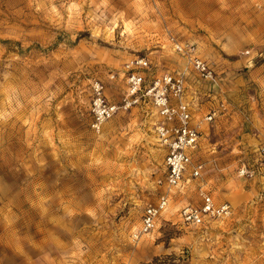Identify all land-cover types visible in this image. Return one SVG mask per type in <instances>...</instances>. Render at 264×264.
<instances>
[{
    "label": "rangeland",
    "instance_id": "374dc122",
    "mask_svg": "<svg viewBox=\"0 0 264 264\" xmlns=\"http://www.w3.org/2000/svg\"><path fill=\"white\" fill-rule=\"evenodd\" d=\"M135 57L150 62L147 83L184 75L200 130L191 157L203 164L138 239L144 207L168 189L156 110L127 96L124 65ZM96 83L117 107L100 122ZM260 145L264 0H0V264H264L262 182L237 174ZM201 189L230 215L184 224L179 211L199 205Z\"/></svg>",
    "mask_w": 264,
    "mask_h": 264
},
{
    "label": "built area",
    "instance_id": "2783aa9c",
    "mask_svg": "<svg viewBox=\"0 0 264 264\" xmlns=\"http://www.w3.org/2000/svg\"><path fill=\"white\" fill-rule=\"evenodd\" d=\"M173 48L182 54L192 68L204 79L215 80L210 66L196 54L195 49L188 44L173 43ZM248 50L245 54H248ZM150 62L145 57H135L124 65V75L127 86V96L137 102L141 97L151 100L158 115L154 132L160 145L166 150L164 157V181L168 189L161 193L155 202L148 203L141 214L140 227L132 237L138 239L142 235L153 232L158 226L160 216L169 203L171 188H183L185 173L189 169L192 178H198L203 170V164L193 161L192 151L198 146L200 130L193 120V111L185 95V77L182 73L163 72L147 83L145 71H149ZM94 111L97 120L109 118L116 106L107 103L101 96V86H94ZM130 104V103H129ZM126 104V107L127 105ZM224 107V104L221 103ZM217 110L211 109L204 115L205 121H213ZM258 157L255 165L242 162L238 167V176L243 179H253L259 176L264 191V145L255 149ZM161 182V181H159ZM201 203L186 205L179 211L181 221L187 225L200 226L206 221L224 218L230 215L231 208L227 203L216 204L210 193L200 190Z\"/></svg>",
    "mask_w": 264,
    "mask_h": 264
},
{
    "label": "trees",
    "instance_id": "16d2710c",
    "mask_svg": "<svg viewBox=\"0 0 264 264\" xmlns=\"http://www.w3.org/2000/svg\"><path fill=\"white\" fill-rule=\"evenodd\" d=\"M148 264H160V261L158 258H155L151 263Z\"/></svg>",
    "mask_w": 264,
    "mask_h": 264
},
{
    "label": "crops",
    "instance_id": "0c3cea01",
    "mask_svg": "<svg viewBox=\"0 0 264 264\" xmlns=\"http://www.w3.org/2000/svg\"><path fill=\"white\" fill-rule=\"evenodd\" d=\"M5 232V231H4ZM4 232L3 231H0V238H3L4 236Z\"/></svg>",
    "mask_w": 264,
    "mask_h": 264
}]
</instances>
